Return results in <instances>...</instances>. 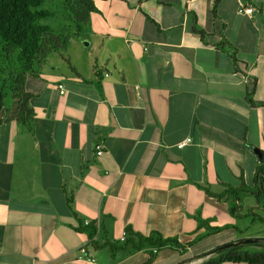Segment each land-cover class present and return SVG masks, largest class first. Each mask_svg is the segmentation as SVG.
<instances>
[{
    "label": "crops",
    "instance_id": "obj_1",
    "mask_svg": "<svg viewBox=\"0 0 264 264\" xmlns=\"http://www.w3.org/2000/svg\"><path fill=\"white\" fill-rule=\"evenodd\" d=\"M241 1H96L88 28L28 76L31 128L15 99L0 114V264H144L151 252L150 264H201L264 237L201 187H254L264 163V0H246L253 16ZM239 204L264 217V192ZM156 233L185 251L136 247Z\"/></svg>",
    "mask_w": 264,
    "mask_h": 264
},
{
    "label": "trees",
    "instance_id": "obj_2",
    "mask_svg": "<svg viewBox=\"0 0 264 264\" xmlns=\"http://www.w3.org/2000/svg\"><path fill=\"white\" fill-rule=\"evenodd\" d=\"M45 1L0 0V114L6 105V90H9L12 99L17 101L18 121L30 128L35 117V110L30 102L33 95L26 90L28 76L40 75L46 59L51 54L66 50L71 38L88 28L92 14L99 11L96 4L98 0H63L66 10L65 23L58 27L45 22L46 19L54 15L52 9L42 7ZM212 11L216 17L217 4L214 5ZM218 46L229 52L236 62L238 61L236 49L225 38ZM97 76V87L102 90L100 72H97ZM242 181L240 186L224 183L225 189L220 193L213 192L208 186L201 187L210 196L219 200H229L230 212L233 215L253 216L264 221V217L253 209L242 213L239 204L240 195L243 193H251L259 198L264 192L261 186L264 182V163L257 166L254 187L246 184L243 178ZM85 228L93 233L97 231L94 224H90ZM222 228L214 227L213 230H222ZM224 228H228V226ZM127 231L128 237L125 244H134L132 241L134 233L129 229ZM135 245L138 248L148 245L158 249L170 246L169 248L173 250L182 253L185 251V248L182 247L183 244L174 239H163L159 233L150 236L137 235ZM212 252L216 255L211 256L201 264H221L224 261L264 264V241L239 244ZM154 257L155 254L151 252L150 258L144 264H150Z\"/></svg>",
    "mask_w": 264,
    "mask_h": 264
},
{
    "label": "rangeland",
    "instance_id": "obj_3",
    "mask_svg": "<svg viewBox=\"0 0 264 264\" xmlns=\"http://www.w3.org/2000/svg\"><path fill=\"white\" fill-rule=\"evenodd\" d=\"M43 8H50L54 11V15L48 19L45 20L46 23H51L54 26H62L65 23V14H66V10L64 8V3L63 0H46L43 4H42ZM6 95H5V103L8 107L12 108L14 105V102L12 100V97L10 95L9 90H6ZM244 221H249L251 222V218H244ZM247 226V225H246ZM255 228L259 227V228H264V221H259L257 220L255 226ZM253 227V228H254ZM252 228V229H253ZM247 229V228H246ZM252 232V230H248L245 232H243V235H247L248 233ZM248 238H255V237H248ZM178 253H182V252H178Z\"/></svg>",
    "mask_w": 264,
    "mask_h": 264
},
{
    "label": "built area",
    "instance_id": "obj_4",
    "mask_svg": "<svg viewBox=\"0 0 264 264\" xmlns=\"http://www.w3.org/2000/svg\"><path fill=\"white\" fill-rule=\"evenodd\" d=\"M241 13H244V14H247V15H250V16H253V13L255 11L258 12V10L249 2H247L246 0H242L240 2V5H239V9H238ZM61 92H64L63 90ZM192 139L191 138H187L185 140H182L178 143V146L179 147H184L187 143L191 142ZM97 150H98V154H102L103 152V149H102V145L99 144L97 145ZM92 224L90 220H86L85 221V225L88 226ZM95 226L98 228L99 226L95 224ZM128 237V231L125 230L123 231V234H122V237H121V240H126V238ZM81 254H80V259H83V260H88V261H95L94 258H91L89 257V254L87 252V248L84 246L81 248L80 250Z\"/></svg>",
    "mask_w": 264,
    "mask_h": 264
},
{
    "label": "water",
    "instance_id": "obj_5",
    "mask_svg": "<svg viewBox=\"0 0 264 264\" xmlns=\"http://www.w3.org/2000/svg\"><path fill=\"white\" fill-rule=\"evenodd\" d=\"M254 151L258 154L259 158H260V162H264V152L254 148ZM264 241V237H255V238H245V239H240L238 241H233V242H229V243H225L223 245L218 246L217 248H215L214 250H222V249H226L232 246H236L239 244H251V243H260Z\"/></svg>",
    "mask_w": 264,
    "mask_h": 264
}]
</instances>
